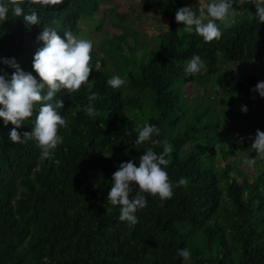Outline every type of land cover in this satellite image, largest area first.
<instances>
[{"label":"trees","instance_id":"obj_1","mask_svg":"<svg viewBox=\"0 0 264 264\" xmlns=\"http://www.w3.org/2000/svg\"><path fill=\"white\" fill-rule=\"evenodd\" d=\"M141 1V13L159 8L166 28L149 47L135 40L121 45V33L105 39V49L103 44L93 46L89 82L94 81L92 91L99 93L93 104L100 115L93 118L84 111L86 85L78 92L56 93L54 99L64 100L59 111L67 127L58 130L63 142L53 158L40 159L35 139L13 143L9 133L14 125L0 118V264H264V158L245 136L248 126L258 127L264 117L229 107L235 103L264 109V98L251 91L262 80L246 66L241 76H226L220 63H262L264 22L246 4L229 27L221 25L219 40L205 42L175 21L184 0ZM8 6V19L0 22V58H14L39 80L32 62L43 47L37 37L44 27L61 38L65 31L77 36L79 19L97 10V0L26 3L24 13L37 11L41 19L32 26ZM135 47L142 51L138 57ZM112 51L126 54L123 61L129 55L133 59L132 68L121 72L126 83L116 89L107 83L116 69ZM194 54L205 67L186 75ZM13 71L0 62V75ZM193 82L200 93L189 98L183 86ZM38 109L18 132L34 128ZM145 123L160 129L152 137L160 144H136L137 133L128 135ZM165 140L172 145L166 171L174 194L161 202L141 193L147 206L136 212L138 223L130 227L119 219L120 206L107 199L113 173L121 162L132 160L138 166L148 148L161 153ZM247 158L255 159L252 170L239 169ZM181 178L187 179L186 186H178ZM135 187L133 196L139 191ZM182 248L190 250V259L178 256Z\"/></svg>","mask_w":264,"mask_h":264},{"label":"clouds","instance_id":"obj_2","mask_svg":"<svg viewBox=\"0 0 264 264\" xmlns=\"http://www.w3.org/2000/svg\"><path fill=\"white\" fill-rule=\"evenodd\" d=\"M62 2L63 0H0V22L8 19L9 3L14 15L23 16L24 21L32 26L39 25L41 19L34 10L25 14L23 5L27 3L30 7L35 3L56 5ZM246 4L254 6L258 22H264V0H204L197 9H193L191 5L178 8L175 21L184 25V31L191 33L194 30L205 42H211L221 38V25H231L237 12L234 5L240 8ZM37 38L43 41V47L34 54L32 68L39 80L31 72L24 71L14 58H0V62L14 69L11 76L6 72L0 75V118H3L5 125L9 122L14 125L9 133L13 143L23 144L35 139L41 149L40 159L44 160L53 158L54 150L63 142L58 130L60 127H67V122L59 111L65 107L64 100L54 99L56 93L61 90L78 92L86 85L89 95L84 111L93 118L100 115L93 104L99 98V93L92 91L94 81L89 82L90 73L94 68L91 39L78 37L71 31H65L64 38H61L55 29L48 27H44ZM204 67L205 63L201 57L194 54L188 60L184 71L186 75L197 74ZM95 69L98 71V67ZM107 83L114 89L120 88L126 83V78L114 75ZM251 91L258 92L259 96L264 98V81H259ZM37 105L39 109L35 116L34 128L21 134L17 129L33 116ZM241 111L246 113L247 106L242 105ZM132 132L137 133L134 141L136 144L147 141L154 145L161 143L152 139L154 135L160 134L156 125H138L128 132V135ZM247 138L252 141V149L264 158V131L257 129L254 137L249 135ZM171 152L172 145L165 140L161 153L157 154L152 148H148L139 157L138 166L132 160L121 162L113 173L107 199L112 205L120 206L119 219L128 222L130 227L138 223L136 212L147 206V200L141 193L158 196L161 202L172 198L174 185L166 171L169 164L166 157ZM243 163L253 167L255 159L247 158ZM187 183V179L181 178L178 186H186ZM135 186H138L139 191L133 196V190L137 188ZM178 256L188 260L191 252L182 248L178 250Z\"/></svg>","mask_w":264,"mask_h":264},{"label":"rangeland","instance_id":"obj_3","mask_svg":"<svg viewBox=\"0 0 264 264\" xmlns=\"http://www.w3.org/2000/svg\"><path fill=\"white\" fill-rule=\"evenodd\" d=\"M183 2L186 6L190 5L188 0H184ZM193 2L194 5L191 6L198 8L204 2V0H194ZM97 3V11H95L92 16H83L79 19V31L77 33L78 37L88 39L90 38L93 41L94 48L96 45L103 44L104 47L102 48L105 49V39L116 35L118 36L119 33H121V35L118 36L121 41V45L124 40H126L125 42H127L128 46L130 40H135V42L139 43L140 46L145 45L149 47L154 42L155 34L166 28L167 21L166 19L160 17V10L156 6H151L147 11H145V13H141V7L143 3L141 0H97ZM234 7L237 8V12L232 18V22L235 20L237 15L241 14V7L239 8L238 5H234ZM97 24H99L98 27ZM121 36H125V38L123 39ZM107 46L109 47V45ZM125 50L126 48L123 46V52ZM135 50L134 57H138L139 54L142 53L141 48L135 47ZM113 51L111 53H113ZM101 55L103 56L102 53L100 56ZM114 57V60L111 58L114 61V65L116 67L113 74L120 75L122 78H124L125 75L121 72L132 68L130 61H133V59L129 55L127 60H121L128 57L126 54L125 56L115 55ZM220 63L224 65L223 70L226 76L233 74L239 77L241 76L242 68L246 66L245 69L247 68L248 73L251 74V72H253L254 74L258 75L262 81H264V57L262 59V63L253 61L248 64V67L246 62L225 63V61H220ZM237 63H240L241 66ZM105 65L109 70H111L109 58L105 57ZM200 88V85L196 82L188 84L186 83L183 86V89L187 90V96H189V98H195L196 94L198 95V93H200ZM217 106L218 103L214 101V107ZM229 107L233 110H241V107L237 106L235 103H232ZM247 111L250 115L253 114L259 118L264 117V109L259 107L250 106L247 108ZM258 124V127H253L252 125L248 126L247 130L245 131V136L248 137L251 135L254 137L257 129L264 131V121H260ZM212 160L215 162V164L218 162L217 154L214 155ZM238 167L241 170L248 171L252 170L253 168L247 166L244 163H240ZM232 172L233 170H230L229 173L232 174Z\"/></svg>","mask_w":264,"mask_h":264}]
</instances>
